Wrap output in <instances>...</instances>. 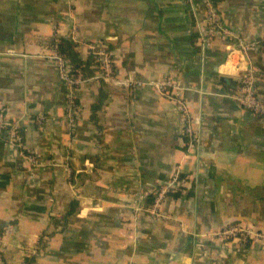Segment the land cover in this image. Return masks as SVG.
<instances>
[{"label":"crops","instance_id":"1","mask_svg":"<svg viewBox=\"0 0 264 264\" xmlns=\"http://www.w3.org/2000/svg\"><path fill=\"white\" fill-rule=\"evenodd\" d=\"M213 1L256 48L230 53L235 43L217 38L201 51L198 0H0V110L23 135L22 152L0 139L5 264L28 250L33 264H264V117L227 97L249 68L264 104V0ZM68 37L82 58L88 44H105L118 78L191 88L195 151L176 103L149 87L86 80L71 126L52 59L53 40ZM175 172L188 184L161 204L169 218L149 216V196ZM231 225L252 236L219 237Z\"/></svg>","mask_w":264,"mask_h":264},{"label":"built area","instance_id":"2","mask_svg":"<svg viewBox=\"0 0 264 264\" xmlns=\"http://www.w3.org/2000/svg\"><path fill=\"white\" fill-rule=\"evenodd\" d=\"M204 8L205 23L199 30V36L197 44L201 51L208 47L215 39L223 38L226 42L235 43L233 51L230 53L246 54L249 49L256 48L255 42H246L238 36L228 27L223 25L221 18L216 9L213 0H198ZM92 52L99 62L100 73H97L95 77L91 79H100L107 85H116L125 88H139L149 86L159 97L173 101L176 103L178 110L181 113L183 121L182 134L187 137V141L184 143L187 150L191 153L195 151L197 137L193 132L191 126V118L189 116L187 104L183 101V93L192 91L191 88L185 87L179 80L174 77H165L161 79H155L152 81H141L136 78L126 77L118 78L113 70V59L111 52L107 46L103 43H90L88 44V53ZM52 59L57 66L58 76L65 88L67 95V118L71 124H74L73 110H75L74 99L72 98L75 89L84 81L80 77H74L70 74L69 66L67 62L53 53ZM227 97L236 103L239 107L249 111L257 117H264V104L258 98L254 90V75L251 69H245L237 79V88L228 94ZM16 124L10 125L4 115V111L0 110V135L2 130L10 128L8 133L9 143L15 148L21 151L20 138L15 133ZM22 152V151H21ZM187 178L179 179V173L175 172L166 182L160 185L154 192L153 204L144 211L152 217L167 220L169 217L159 212L161 204H163L168 193H174L181 191L187 187ZM11 233L10 228H6L3 232V237L8 236ZM219 237L224 240H235L241 244L247 242L252 236L250 231L243 229L238 225H231L219 233ZM1 239V238H0ZM35 255L34 251L25 254V257ZM24 257V258H25ZM23 258V260H24ZM23 260L18 264H24ZM0 264H4L0 253Z\"/></svg>","mask_w":264,"mask_h":264},{"label":"trees","instance_id":"3","mask_svg":"<svg viewBox=\"0 0 264 264\" xmlns=\"http://www.w3.org/2000/svg\"><path fill=\"white\" fill-rule=\"evenodd\" d=\"M52 47H53L54 53L67 62L69 66L70 74L73 76V78L79 76L81 80L86 81V80H89L95 77L97 73H100L99 62L97 61L96 56L92 52H89L86 58H82L78 52L77 44L73 42L69 37L54 39L52 42ZM98 81L101 84V86L104 85V82L102 80L98 79ZM73 104L76 107L77 102L74 100ZM97 108H98V105H94L92 107L93 111ZM7 122L11 126L14 125L13 122H9V121ZM9 129L10 128H6L2 130L0 139L3 137V134H7L8 136L7 132L9 131ZM15 133L20 138L21 151H23V135H22L20 128H18V126L15 128ZM181 138L183 139V141L185 142L187 141V137L185 135L181 134ZM179 179H186V178L183 175L179 174ZM179 193L180 191L174 192V193H168L167 197H177L178 195H180ZM148 199H149L148 207H150L153 204V200H154L153 194L150 195ZM34 259H35V255L27 256L24 258L23 263L33 264Z\"/></svg>","mask_w":264,"mask_h":264},{"label":"water","instance_id":"4","mask_svg":"<svg viewBox=\"0 0 264 264\" xmlns=\"http://www.w3.org/2000/svg\"><path fill=\"white\" fill-rule=\"evenodd\" d=\"M220 81H222V82H224V83H227V84L235 85V81H233V80L230 79V78L221 77V78H220Z\"/></svg>","mask_w":264,"mask_h":264},{"label":"rangeland","instance_id":"5","mask_svg":"<svg viewBox=\"0 0 264 264\" xmlns=\"http://www.w3.org/2000/svg\"><path fill=\"white\" fill-rule=\"evenodd\" d=\"M254 83H255V81H254ZM147 87H149V86H147ZM150 88V87H149ZM170 101V100H169Z\"/></svg>","mask_w":264,"mask_h":264}]
</instances>
